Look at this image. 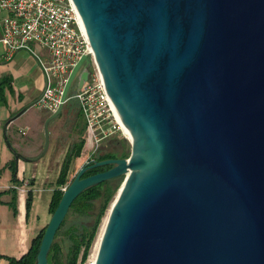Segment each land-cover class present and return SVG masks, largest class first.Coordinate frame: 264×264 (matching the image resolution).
Listing matches in <instances>:
<instances>
[{
  "label": "water",
  "instance_id": "obj_1",
  "mask_svg": "<svg viewBox=\"0 0 264 264\" xmlns=\"http://www.w3.org/2000/svg\"><path fill=\"white\" fill-rule=\"evenodd\" d=\"M74 2L132 146L129 156L81 166L36 264H49L74 199L120 175L94 264H264V0ZM90 72L84 53L35 159L48 149L50 121Z\"/></svg>",
  "mask_w": 264,
  "mask_h": 264
},
{
  "label": "crops",
  "instance_id": "obj_2",
  "mask_svg": "<svg viewBox=\"0 0 264 264\" xmlns=\"http://www.w3.org/2000/svg\"><path fill=\"white\" fill-rule=\"evenodd\" d=\"M2 77H10L11 83L10 87H4L5 100H0V253L20 257L51 216L49 203L56 186L47 179L51 173L50 159L46 160L38 178L40 160L44 157L35 158L44 148V123L52 112L38 103L46 75L36 53L26 49L10 53L0 42V79ZM28 104L31 105L23 110ZM91 144L87 137L85 145ZM14 149L29 158L16 160L17 181L12 180V168L8 164L15 158ZM30 188H33V201L27 213L26 197ZM47 191L51 192L45 200L46 209L42 210V199ZM14 195L16 213L10 204ZM0 264H9L8 258L0 256Z\"/></svg>",
  "mask_w": 264,
  "mask_h": 264
},
{
  "label": "built area",
  "instance_id": "obj_3",
  "mask_svg": "<svg viewBox=\"0 0 264 264\" xmlns=\"http://www.w3.org/2000/svg\"><path fill=\"white\" fill-rule=\"evenodd\" d=\"M0 42L10 53L19 49L36 53L46 75L38 103L51 112L60 104L72 67L88 53L90 76L73 93L86 122L88 139L96 150L104 137L123 129L74 0H0Z\"/></svg>",
  "mask_w": 264,
  "mask_h": 264
},
{
  "label": "trees",
  "instance_id": "obj_4",
  "mask_svg": "<svg viewBox=\"0 0 264 264\" xmlns=\"http://www.w3.org/2000/svg\"><path fill=\"white\" fill-rule=\"evenodd\" d=\"M10 77H2L0 79V100H5L4 87H10ZM69 101L76 108V114L78 116L81 128V134L79 139L75 141L72 146L67 150L65 157L62 161L59 174L57 176V186L52 191L51 200L49 203V211L51 214L57 207L64 189L61 187L66 183H69V172L71 163L74 157H80L82 150L85 146L87 136L86 122L81 111L78 100L71 98ZM97 150V149H96ZM129 142L126 137H123V142L120 143L119 148L116 151L108 150L99 153L98 150L93 154L91 159H104L108 157H126L129 156ZM91 161V160H89ZM12 168V180L17 181L16 171V159L12 158L8 163ZM110 165H101L93 168H89L85 171L84 175H88L97 171L109 167ZM124 175L115 176L106 180H103L97 184L91 185L84 189L72 202L69 211L61 223L59 229L56 232L54 241L51 249L48 253L49 264H79V262H85L92 250L93 244L98 236L103 219L107 214L111 203L114 199L116 191L122 183ZM100 199L99 205L95 212L92 222L89 224L76 225L75 222L68 221L69 215L72 213L76 214H87L95 207V201ZM33 201V188L28 189L26 197L27 213L32 207ZM10 204L17 212V200L14 195ZM47 224H45L37 234L32 238L31 244L28 250L23 253L20 257L12 255H4L0 253V256H5L9 260V264H36L37 254L42 241Z\"/></svg>",
  "mask_w": 264,
  "mask_h": 264
},
{
  "label": "rangeland",
  "instance_id": "obj_5",
  "mask_svg": "<svg viewBox=\"0 0 264 264\" xmlns=\"http://www.w3.org/2000/svg\"><path fill=\"white\" fill-rule=\"evenodd\" d=\"M76 91L74 88L73 90L70 91L69 95H71V98L74 100L75 97H73V93ZM70 98V99H71ZM79 119L76 114V108L72 105V103L67 100L64 103V106L60 113L55 116L51 121L49 125V143L50 147L48 151L42 156L38 168V178L40 177L42 173V169L45 166L46 160L49 158V166H50V175L47 177V179L50 181V184H55L57 186L56 180L57 176L59 174V170L62 164V161L65 157V154L67 150L72 146V144L79 139V136L81 134L80 131V124H78ZM45 135V140H46V134ZM85 135L88 137L87 131H85ZM123 137H126L129 142V151H131V141L129 136L125 133L124 129H118V131L114 132L112 135H109L107 137H104L102 142L99 144V146L96 148L99 153L112 150L116 151L119 148V145L121 142H123ZM45 143V141H44ZM94 146H84L82 150V155L80 157H74L71 167H70V172H69V179L70 181L75 177V175L78 173L79 169L81 168L82 165H84L86 162L91 160L93 158V154L97 151L94 150ZM94 150V151H93ZM124 177L122 178L123 181ZM69 181V182H70ZM68 183L65 185H62L61 187L64 188L67 186ZM118 191V190H117ZM116 191V194H117ZM51 191L44 192V197L42 199L41 203V209L44 210L46 209V202L45 200L49 198V194ZM38 193V192H37ZM115 194V196H116ZM114 196V198H115ZM114 200V199H113ZM100 199H97L95 201V207L92 209L89 213L87 214H70L68 221L70 222H75L76 225H81V224H89L92 222L95 212L97 210V207L99 205ZM109 212V210H108ZM107 212V214H108ZM107 214L105 215L103 219L104 220L107 217ZM52 215V214H50ZM51 217V216H50ZM102 223V225H103ZM101 225V228H102ZM100 228V230H101ZM100 233V231H99ZM97 238V237H96ZM96 241V240H95ZM95 243V242H94ZM94 250V244L91 250V253L88 257V259L85 262H79V264H91V259H92V254Z\"/></svg>",
  "mask_w": 264,
  "mask_h": 264
},
{
  "label": "bare ground",
  "instance_id": "obj_6",
  "mask_svg": "<svg viewBox=\"0 0 264 264\" xmlns=\"http://www.w3.org/2000/svg\"><path fill=\"white\" fill-rule=\"evenodd\" d=\"M119 120H120V123H121L122 128L124 129L125 133L130 137V132H129L128 128L124 125V123L122 122L120 117H119ZM105 222H106V219L104 220V223L102 225L100 233H98V236H97L96 241L94 243V250H93V254H92L91 264L95 263V259H96V255H97V252H98V249H99V244H100V240H101V237H102V232H103V229H104V226H105Z\"/></svg>",
  "mask_w": 264,
  "mask_h": 264
},
{
  "label": "flooded vegetation",
  "instance_id": "obj_7",
  "mask_svg": "<svg viewBox=\"0 0 264 264\" xmlns=\"http://www.w3.org/2000/svg\"><path fill=\"white\" fill-rule=\"evenodd\" d=\"M110 167V166H109ZM108 167H105L104 169H107ZM104 169H102V170H104Z\"/></svg>",
  "mask_w": 264,
  "mask_h": 264
}]
</instances>
